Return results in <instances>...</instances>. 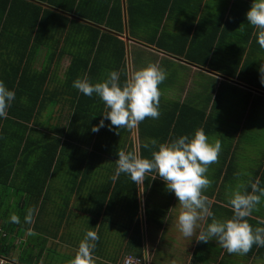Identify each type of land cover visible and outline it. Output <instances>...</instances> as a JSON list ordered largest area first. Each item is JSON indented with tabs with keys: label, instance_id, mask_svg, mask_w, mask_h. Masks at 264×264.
Here are the masks:
<instances>
[{
	"label": "crops",
	"instance_id": "crops-1",
	"mask_svg": "<svg viewBox=\"0 0 264 264\" xmlns=\"http://www.w3.org/2000/svg\"><path fill=\"white\" fill-rule=\"evenodd\" d=\"M123 1L125 8L126 0ZM145 1L137 17L138 24L142 25L138 29V37H130L128 32L122 36L127 43L129 76L149 63H156L166 70L174 69L175 73L184 71V77L178 75L175 84L172 83V86L177 87V96L173 101H188L201 111H190L183 115L177 122V129L171 131L170 137L173 140L183 135L191 136L195 130L202 128L210 143L216 140L221 142L222 149L218 159L208 166L206 173L211 183L202 191V195L212 201L211 211L216 219H229L232 217L229 211L232 208L228 201L233 191L239 189L241 192H251V184L257 180L260 182L259 186L264 187V143L262 142L261 147L257 143L258 140H264V127L258 120H264V109L234 111L236 114L225 109H215L220 91L243 92L255 101H260L264 108V89L260 86L259 73L260 66L264 64V49L257 43V29L249 25L246 18L253 0H176L172 4L165 3V0ZM181 52L184 54H180ZM185 54H191V57L187 58ZM39 59L41 57L36 60V68ZM69 61V58H65L63 65L66 67ZM138 61L139 64L136 63ZM41 66L42 61L39 68ZM196 77L212 82L211 95L209 98L206 95L209 102L201 108L198 106L199 98L191 91ZM168 80L169 77H166L159 87L167 85ZM220 100L225 101L221 97ZM62 106L56 107L52 123L56 126L59 123L61 128H67L73 107L66 103ZM203 111L205 119H212L207 121L204 128L198 126ZM256 111L261 113H255ZM64 112L66 120L62 119ZM88 116L89 109L82 114V121L76 124L75 131L79 141L70 140V144L64 148V161L45 187L46 204L44 205V201L38 207L34 225L31 226L32 236L35 235L32 254L38 264L52 263L54 254L58 252L63 254V263L69 264L87 230L96 231L99 236L93 252V264H124L127 256H136L134 249L130 247L134 243L131 238L134 237L135 228V217L132 215L131 218L130 210L126 212L118 205L106 214L108 200L100 211L93 198L102 192L105 184L110 181V176L115 173L119 150L127 152L132 141L133 148L139 154L137 126L128 137L108 135L106 132L105 140L99 143L96 136L91 141L87 134L92 133L94 126ZM163 117L165 115L160 114L154 120L158 123L151 129L158 141L167 129L168 120L160 122ZM222 118L237 120L230 122L229 129H223L226 125ZM62 120L64 124L61 123ZM42 130L44 134L54 131L49 126ZM217 134L219 137L215 140ZM33 137L39 139L40 135L34 133ZM171 140L169 138L166 142ZM38 152H34L31 159L38 157ZM257 154L262 155L257 157ZM6 155L7 153H0L2 167L8 165ZM90 168L93 170V177L87 175L86 171ZM156 178L153 187L146 191L143 183L138 185L140 198L143 197L139 217L146 245L142 241V256L136 257L142 258L144 262H149L152 258L158 262V258L166 255L169 261L162 260L165 264H264V247L253 245L245 255L229 254L215 241L205 244L197 242L195 236L185 238L178 228V199L173 192L167 190L160 177ZM115 182H112L109 189V199ZM159 197L168 200L162 214L163 221L157 219L152 206L153 200L162 204L164 200H159ZM147 206L153 210L150 222L146 216ZM18 211V208L14 210L15 213ZM250 217L255 220L248 221L253 228L264 227V199ZM211 219L206 217L198 223L201 228H206ZM196 231L198 233L200 228ZM28 237L29 235H25L16 238L15 243L19 244ZM148 247L152 251V257ZM178 253L186 257L185 260L179 258L177 261ZM13 256L12 264H18L23 250L16 249Z\"/></svg>",
	"mask_w": 264,
	"mask_h": 264
},
{
	"label": "trees",
	"instance_id": "trees-1",
	"mask_svg": "<svg viewBox=\"0 0 264 264\" xmlns=\"http://www.w3.org/2000/svg\"><path fill=\"white\" fill-rule=\"evenodd\" d=\"M175 1L165 0V3ZM143 3L146 1L126 0L124 8L123 0H0V81L16 93L15 100L7 109V118L0 119V153H7L8 163L2 167L0 159V256L10 260L7 264L13 263L11 259L16 249L23 250L18 264H38L33 257V249L30 251V248L23 247L24 242L31 239L22 240L19 244L15 239L33 235L31 226L38 207L45 201V187L64 161L63 150L70 140L79 141L75 129L83 119L82 114L89 109L88 117L95 126L105 112V105L99 97L83 95L73 88V81L87 76L92 83L101 82L112 70L120 73L121 82L129 77L127 43L122 36L128 32L130 37H138V29L142 25L138 24L137 17ZM41 51L43 54L40 55ZM187 56L191 57V54H185ZM40 57L42 66L38 69L35 64ZM65 58L70 59L66 67L63 65ZM260 86L264 89V85ZM64 103L73 107L67 128L52 123L56 107H63ZM192 105L189 102H167L161 94L159 111L165 118L160 122L167 119V129L158 141L151 133L153 125L158 122L152 118L140 122L137 125L139 155L150 158L151 151L155 150L152 140L157 141V146L169 138L171 140V131L177 129V122L183 115L201 111ZM207 121L212 119H205L203 111L198 126L206 127ZM105 125L98 134L87 132L91 141L95 135L106 132L117 137H128L132 132L127 128L113 127L110 130L107 120ZM47 126L54 131L42 133V128ZM34 133H39V139L33 137ZM133 150L130 141L127 152ZM34 152L39 156L31 159ZM92 171L91 168L86 171L87 175L91 176ZM154 174L145 175V191L157 181ZM109 180L93 200L98 203L100 211L108 200L106 214L118 205L126 212L130 210L131 218L132 215L135 217L134 237L131 238L134 243L130 247L136 256H142L139 186L121 174L109 199L111 176ZM17 208L19 211L15 213ZM29 210L33 211V220L26 223L25 216ZM152 211L146 207L149 222L152 221ZM229 211L233 215V211ZM13 213L19 216V224L10 222L9 217ZM246 219L255 222L251 217Z\"/></svg>",
	"mask_w": 264,
	"mask_h": 264
},
{
	"label": "clouds",
	"instance_id": "clouds-1",
	"mask_svg": "<svg viewBox=\"0 0 264 264\" xmlns=\"http://www.w3.org/2000/svg\"><path fill=\"white\" fill-rule=\"evenodd\" d=\"M246 18L248 24L257 29V43L264 49V0H253ZM259 73L260 83L264 85V64L260 66ZM165 79L166 71L156 63H149L131 73L124 82H121L120 73L112 70L101 82L92 83L84 76L74 80L72 86L85 96L95 94L104 103L103 119L91 129L96 133L106 126V120L110 121L107 126L111 130L113 127L133 129L146 118L158 119L159 85ZM15 98V91L0 81V119L7 118V109ZM151 144L155 150L151 151L150 158L142 157L135 150H119L111 179L115 182L121 174H125L134 184L140 185L147 173L154 172L178 199V228L185 238L195 236L197 242L205 244L215 241L229 254L245 255L253 245L264 247V227L253 228L246 219L264 199V187L259 186V180L251 184L250 193L239 189L232 192L228 203L233 215L229 219H216L211 211L212 201L202 195V191L211 183L206 176L208 166L217 161L222 149L219 140L210 143L205 131L200 128L191 136L183 135L158 146L157 141L152 140ZM206 217H211V222L206 228H201L198 222ZM9 219L14 224L21 222L14 213ZM32 220L33 211L29 210L25 222L31 223ZM197 228H200L198 233ZM98 240L96 231L87 230L69 264H93V252Z\"/></svg>",
	"mask_w": 264,
	"mask_h": 264
},
{
	"label": "rangeland",
	"instance_id": "rangeland-1",
	"mask_svg": "<svg viewBox=\"0 0 264 264\" xmlns=\"http://www.w3.org/2000/svg\"><path fill=\"white\" fill-rule=\"evenodd\" d=\"M41 54H43V53H41ZM40 61H42V60L39 59V63L37 64V67L38 68L40 67ZM136 63L139 64V61L136 62ZM164 70L166 71V77H167V79L169 77V80L167 82V85H164L162 87H159V90H160L161 94L164 96L165 101L171 102V101H173L175 99V96H177V87L176 86H172V83L175 84V78H176V76L181 75V77H184V75H183L184 74L183 73L184 71H181V72H178L177 71L175 73V70L174 69H171V70L164 69ZM188 76H189V74H188ZM190 80L192 81L191 78H190ZM177 83H179V82H177ZM179 85H180V83H179ZM211 86H212L211 80H210V82H207V81L201 79V77H196L194 79V84L191 87V91H192V93L194 95H196L199 98V103H198L199 105L198 106L200 108L201 107H205L207 105V103L209 102L207 100H209L208 98L211 95L210 92H212ZM217 90H218V88H217ZM207 94H208V98L206 97ZM222 96H225V98H222ZM220 97H221V99H223L225 101H221L220 100ZM262 101H264V99ZM252 108H253V110L264 109L263 106H262V103L260 101H256L255 102L254 98H251V97L246 96L243 92L236 93V92H223V91H220V93L218 95V99H217L216 105H215V109H225V111H227L229 113H232V114H236V112H234V111L245 110V109H252ZM255 113H261V112L256 111ZM62 115H63L62 116V119L66 120V118L64 116V115H66V112H64ZM235 120H237V119H233V118H222V122H225V125H226V126H223V129H229V127H231V126H229V125H231L230 122L231 121H235ZM258 120L261 121V124L264 127V120L263 119H258ZM61 123L64 124V121L62 120ZM220 130H221V128H220ZM227 132H229V131H227ZM221 135H223V134H221ZM95 136H96V140L98 142H102V141L105 140L106 134H99V135H95ZM216 137H219V134H217L215 136V140H216ZM262 142L264 143V140H261V141L258 140L257 141V143L259 145L258 147H261ZM261 155L262 154H259L257 157H260ZM140 199H141V202L143 203V200H142L143 197L140 198ZM159 200H164V201L162 202V204L161 203L158 204L156 202V200H153V202H152L153 205L152 206L154 207V209L156 211V215H157L156 217H157V219H161V221H163V217L164 216L162 217V214L164 212V209H166V207H167V201L168 200L167 199H163L161 197H159ZM172 226H174V224ZM176 234H178V233H176ZM142 236H143L142 237V241L146 245V239L144 238V233L142 234ZM29 239H31V241L24 242L23 247L26 246V247L30 248V251H32V249L34 248L33 247V243H34V240L33 239H35V238H34V236L30 235L27 240H29ZM173 239L176 240L175 238H173ZM30 243H32V244L29 245ZM149 250H150V253H151V257H152L153 256L152 255V251H151L150 248H149ZM53 258H54L53 259V262L50 263V264H64L63 263V254L62 253H60V252L55 253ZM179 258H181V260H185L186 257H184L183 255H181L180 253H178V255H177V261H178ZM162 260L169 261V259H166V255L165 256L162 255L161 259L158 258V262L155 261L154 258H152V259L149 260V263L148 264H165V262H162Z\"/></svg>",
	"mask_w": 264,
	"mask_h": 264
},
{
	"label": "built area",
	"instance_id": "built-area-1",
	"mask_svg": "<svg viewBox=\"0 0 264 264\" xmlns=\"http://www.w3.org/2000/svg\"><path fill=\"white\" fill-rule=\"evenodd\" d=\"M8 260L0 257V264H7ZM149 262H144V260L140 257H136L133 255H129L125 258L124 264H148Z\"/></svg>",
	"mask_w": 264,
	"mask_h": 264
}]
</instances>
